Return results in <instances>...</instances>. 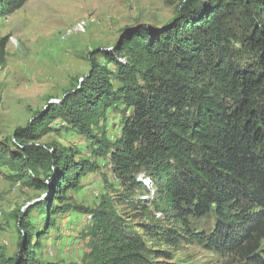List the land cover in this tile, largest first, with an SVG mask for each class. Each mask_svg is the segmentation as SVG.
Instances as JSON below:
<instances>
[{"label": "trees", "instance_id": "trees-1", "mask_svg": "<svg viewBox=\"0 0 264 264\" xmlns=\"http://www.w3.org/2000/svg\"><path fill=\"white\" fill-rule=\"evenodd\" d=\"M27 1L0 0V16ZM182 1L178 20L163 34L147 29L122 35L116 50L125 62L95 52L118 69L124 86L115 96L104 90L107 76L96 66L79 91L66 95L58 108L51 107L15 138L36 140L56 119L70 121L100 147L95 154L109 155L112 172L125 189L143 187L136 175L147 173L157 209L173 211L184 222L214 217L211 232L193 234L200 243L232 253L243 264H264V0ZM5 41L0 42V61ZM120 101L131 112L120 138L109 142L104 135L93 136L90 127L103 115L95 104L106 108ZM72 162L50 145H25L20 154H6L0 147V165L18 177L27 168L49 172L48 182L36 181L49 191L78 187L84 162L78 167ZM47 210L61 212L58 206ZM87 211L91 222L82 230L88 247L82 264H152L153 251L109 198ZM46 220L44 234L55 223ZM17 221L25 225L22 216ZM26 227V238L41 239L39 229ZM164 230L169 231L165 239L174 240V232ZM31 261L29 256L16 264Z\"/></svg>", "mask_w": 264, "mask_h": 264}, {"label": "rangeland", "instance_id": "rangeland-1", "mask_svg": "<svg viewBox=\"0 0 264 264\" xmlns=\"http://www.w3.org/2000/svg\"><path fill=\"white\" fill-rule=\"evenodd\" d=\"M182 0H28L21 8L0 16V42L6 40L0 61V147L20 154L24 146L50 145L66 152L84 174L76 188H39L48 182L49 172L27 168L18 177L0 165V264H16L30 256L32 264H82L88 252L82 230L91 222L90 212L106 196L125 224L141 235L153 252L152 264H243L232 253L219 252L200 243L193 234L209 233L214 217L180 220L173 211L157 209V195L147 173L136 178L143 187L125 189L112 172L109 155L95 154L98 145L78 133L70 121L56 119L36 140H17L15 133L51 107L58 108L69 93H76L88 81L96 66L103 69V85L114 96L124 86L113 60L125 62L116 50L122 35L132 30L163 34L180 16ZM82 23L83 27L78 24ZM150 28V29H149ZM164 36V35H163ZM234 48L239 41H232ZM132 86V85H131ZM101 108L103 115L90 128L97 138L109 142L121 136L125 116L131 112L122 101ZM87 166V168H86ZM42 207L39 204L44 203ZM58 206L61 212L46 211ZM158 208H162L158 205ZM39 229L41 239L26 238L27 227ZM47 218L54 220L48 229ZM170 229L174 240L165 239ZM192 233V234H189ZM38 236V235H37ZM149 236V237H148ZM23 243V250L20 244ZM264 248V241L262 243ZM24 250L29 252L25 253ZM264 259V255L260 253Z\"/></svg>", "mask_w": 264, "mask_h": 264}, {"label": "built area", "instance_id": "built-area-1", "mask_svg": "<svg viewBox=\"0 0 264 264\" xmlns=\"http://www.w3.org/2000/svg\"><path fill=\"white\" fill-rule=\"evenodd\" d=\"M78 26H79V27H83V24H82V23H80V24H78Z\"/></svg>", "mask_w": 264, "mask_h": 264}]
</instances>
